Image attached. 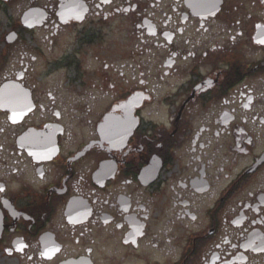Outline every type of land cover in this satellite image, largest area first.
I'll return each instance as SVG.
<instances>
[{
    "label": "flooded vegetation",
    "instance_id": "obj_1",
    "mask_svg": "<svg viewBox=\"0 0 264 264\" xmlns=\"http://www.w3.org/2000/svg\"><path fill=\"white\" fill-rule=\"evenodd\" d=\"M0 5V264H264V0Z\"/></svg>",
    "mask_w": 264,
    "mask_h": 264
},
{
    "label": "rangeland",
    "instance_id": "obj_2",
    "mask_svg": "<svg viewBox=\"0 0 264 264\" xmlns=\"http://www.w3.org/2000/svg\"><path fill=\"white\" fill-rule=\"evenodd\" d=\"M13 9L12 7L10 8L9 6H3L1 7L0 5V35L2 32L6 30L8 27L11 14ZM1 37V36H0ZM5 46L1 42L0 39V74L3 73V71L8 70L11 68L10 62L8 59H6V54L9 53L10 51L7 50L8 48H4Z\"/></svg>",
    "mask_w": 264,
    "mask_h": 264
},
{
    "label": "water",
    "instance_id": "obj_3",
    "mask_svg": "<svg viewBox=\"0 0 264 264\" xmlns=\"http://www.w3.org/2000/svg\"><path fill=\"white\" fill-rule=\"evenodd\" d=\"M2 1H8V0H2ZM26 16V15H25ZM9 83L5 84L4 87L1 89V93H7L9 90ZM0 104L1 107L3 106V109H8L10 106L9 99L5 97H0Z\"/></svg>",
    "mask_w": 264,
    "mask_h": 264
}]
</instances>
